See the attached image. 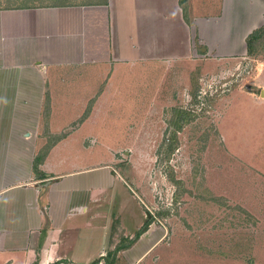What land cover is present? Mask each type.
<instances>
[{
	"label": "crops",
	"instance_id": "1",
	"mask_svg": "<svg viewBox=\"0 0 264 264\" xmlns=\"http://www.w3.org/2000/svg\"><path fill=\"white\" fill-rule=\"evenodd\" d=\"M95 1L100 2L0 8V264H144L163 243L173 240L168 228L154 221L138 236L150 217L131 233L123 225L115 227L114 221L120 222L121 217L111 214L103 202L117 204V179L130 191L117 168L109 164L90 168L89 161L66 159L61 164L72 165L62 172L52 158L61 143L72 140V136L64 137V129L69 127L66 121L87 125L115 80L125 77L123 87L127 80L136 81L135 70L141 68L136 65L155 62L152 65L161 70L162 85L173 67L187 65L183 59H190L193 51L181 6L200 2ZM257 10L258 16L246 14L247 31L241 41L245 49L247 36L264 24V11ZM192 19L196 32L201 18L195 15ZM196 34L204 44L201 53H210L203 32ZM165 46H170L172 55L162 54ZM173 47L180 52L175 53ZM119 64L128 66L123 75L114 77L119 72L111 71L95 90L89 80V65ZM64 68L76 76H56V70ZM180 79L186 82L185 68L171 80L182 86ZM66 86L71 87L67 94H73L57 93ZM91 86L95 92L89 96ZM86 125L79 132L87 133ZM52 133L58 138L54 143H50ZM47 146L52 148L39 167L43 174L37 176L34 160ZM127 194L124 200L144 205L136 195ZM217 245L216 250L205 247L213 264L216 256L229 259L223 258L226 255ZM202 251L203 247L197 253ZM158 261L156 258L152 264Z\"/></svg>",
	"mask_w": 264,
	"mask_h": 264
},
{
	"label": "rangeland",
	"instance_id": "2",
	"mask_svg": "<svg viewBox=\"0 0 264 264\" xmlns=\"http://www.w3.org/2000/svg\"><path fill=\"white\" fill-rule=\"evenodd\" d=\"M78 1L88 0H0V8ZM222 1L199 0V5L194 1L181 6L193 51L190 59H183L187 65L175 63L181 66L173 67L163 85L161 70L152 65L155 62L136 65L141 67L135 70L141 75L136 81L127 80L124 87L121 80L125 77L115 80L87 125L66 121L69 127L64 129V137L72 136V140L61 143L52 158L62 172L72 165L61 164L66 159L89 161L90 168L109 164L118 169L130 191L117 179V204L103 202L111 214L121 217L120 222L114 221L115 227L123 225L131 233L149 214L155 224L161 222L168 228L173 239L163 243L144 264H152L156 258L157 264H213L205 247L216 250L218 243L226 255L223 258L229 259L216 256L215 264H264V99L260 96L264 90V55L248 57L241 44L247 15L258 16L259 7L263 13L264 0H256L254 5L253 0H227L225 5ZM195 15L201 18L196 32H203L216 58L212 49L201 53L204 44L197 39L192 21ZM215 16L220 18L214 20ZM169 47L162 50L164 56L172 55ZM172 50L180 52L176 47ZM232 52L235 54L230 56ZM127 67L89 65L90 83L98 90L111 71L117 69V77ZM66 68L56 70V76L74 78L76 75ZM183 68L186 82L180 79V86L171 79ZM209 86L219 92L207 95L202 114L179 133L180 146L167 161L174 110L198 107L193 101L197 92ZM69 88L57 93L69 96L73 94H67ZM94 89L89 88V96ZM84 125L87 133L82 134L79 130ZM51 136L55 139L56 135ZM170 172L183 182L184 192L176 206L172 200L180 189L170 183ZM128 192L144 205L126 200ZM159 212L171 215L159 216ZM202 247L204 251L197 253Z\"/></svg>",
	"mask_w": 264,
	"mask_h": 264
},
{
	"label": "trees",
	"instance_id": "3",
	"mask_svg": "<svg viewBox=\"0 0 264 264\" xmlns=\"http://www.w3.org/2000/svg\"><path fill=\"white\" fill-rule=\"evenodd\" d=\"M94 3L100 2V1H93ZM106 3V0H105ZM93 4V3H92ZM22 6V5H19ZM186 17V15H185ZM246 53L248 57H259L264 55V24L257 28L256 30L252 31L246 38ZM195 97V96H194ZM194 99V98H193ZM195 101V99L193 100ZM176 113V118L173 121V130L170 133V136L167 139V161L172 157V155L176 152V150L180 146L179 142V133L184 130V128L194 122L198 116L202 114L201 113H196L193 111H189L187 109H178L174 110ZM84 119V117H83ZM60 138V137H59ZM58 141V138L52 139L50 143H54ZM52 146V144H51ZM51 146H47L46 148L42 149L39 151V153L36 155L35 160H34V165H33V171L34 173L39 176L43 173H41L39 167L43 164L45 161V158L49 154L51 150ZM169 181L172 185L178 186L180 189V192L177 193V195L174 196L173 198V205L176 206L179 202V198L184 192L183 188V182L181 180L176 179L174 173L170 172V176H168ZM176 212V211H175ZM177 213V212H176ZM171 215L169 212H159L158 215ZM152 219L147 220L146 224L143 226L141 231L138 233V236L145 232L149 226V224L152 222Z\"/></svg>",
	"mask_w": 264,
	"mask_h": 264
},
{
	"label": "built area",
	"instance_id": "4",
	"mask_svg": "<svg viewBox=\"0 0 264 264\" xmlns=\"http://www.w3.org/2000/svg\"><path fill=\"white\" fill-rule=\"evenodd\" d=\"M216 90L215 92H219V89L217 87H213V86H209L208 89H206L205 87H202L198 92H197V95H196V98H195V103L197 104L196 106L198 107H190V108H186L187 110L189 111H193V112H196V113H201V111L204 109L203 107L205 106L206 104V97L207 95H212V91ZM197 101V102H196Z\"/></svg>",
	"mask_w": 264,
	"mask_h": 264
},
{
	"label": "water",
	"instance_id": "5",
	"mask_svg": "<svg viewBox=\"0 0 264 264\" xmlns=\"http://www.w3.org/2000/svg\"><path fill=\"white\" fill-rule=\"evenodd\" d=\"M260 96H261L262 99H264V90L261 91ZM149 217H150V215L148 214V218Z\"/></svg>",
	"mask_w": 264,
	"mask_h": 264
}]
</instances>
